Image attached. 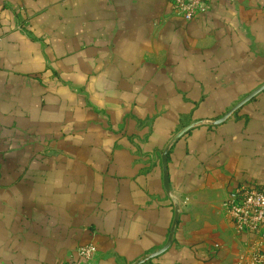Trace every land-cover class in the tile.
Returning a JSON list of instances; mask_svg holds the SVG:
<instances>
[{"label":"crops","instance_id":"0c3cea01","mask_svg":"<svg viewBox=\"0 0 264 264\" xmlns=\"http://www.w3.org/2000/svg\"><path fill=\"white\" fill-rule=\"evenodd\" d=\"M264 0H0V264H239L264 190ZM193 126L180 138L176 137ZM169 148L164 187L162 157ZM177 204V205H176Z\"/></svg>","mask_w":264,"mask_h":264},{"label":"built area","instance_id":"2783aa9c","mask_svg":"<svg viewBox=\"0 0 264 264\" xmlns=\"http://www.w3.org/2000/svg\"><path fill=\"white\" fill-rule=\"evenodd\" d=\"M173 15L190 22L206 13L212 0H165ZM228 217L238 235L248 238L250 256H240L239 264H264V190L240 185L225 202ZM97 248L83 246L76 258L62 264H94Z\"/></svg>","mask_w":264,"mask_h":264},{"label":"water","instance_id":"95a60500","mask_svg":"<svg viewBox=\"0 0 264 264\" xmlns=\"http://www.w3.org/2000/svg\"><path fill=\"white\" fill-rule=\"evenodd\" d=\"M264 91V85L262 87H260L259 89H257L256 91H254L253 93H251L248 97H246L243 101H241L239 104H237L224 118H222L221 120L216 122V125H219L221 123H223L229 116H231L234 112H236L237 110H239L242 106H244L246 103H248L250 100H252L253 98H255L258 94H260L261 92ZM193 126H189L186 129H184L177 137L176 139L173 140V142L175 140H177L178 138H180L183 134H185L186 132H188ZM168 153H169V148L166 149V151L163 154L162 157V164H163V171H164V187L165 190L167 192H169L170 187H169V181H168V174H167V160H168ZM177 205V204H176ZM179 213H180V206L177 205L176 207V214H175V219H174V223L168 238V241L166 243V245L160 249L159 251H157L156 253L148 256L147 258H145L142 261H139V263L137 264H144L147 261H150L156 257L161 256L162 254H164L172 245L173 242V237L176 231V226L178 224V220H179Z\"/></svg>","mask_w":264,"mask_h":264}]
</instances>
